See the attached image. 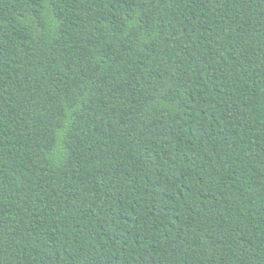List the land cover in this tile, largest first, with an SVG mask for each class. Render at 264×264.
<instances>
[{
  "label": "trees",
  "instance_id": "obj_1",
  "mask_svg": "<svg viewBox=\"0 0 264 264\" xmlns=\"http://www.w3.org/2000/svg\"><path fill=\"white\" fill-rule=\"evenodd\" d=\"M0 264H264V0H0Z\"/></svg>",
  "mask_w": 264,
  "mask_h": 264
}]
</instances>
